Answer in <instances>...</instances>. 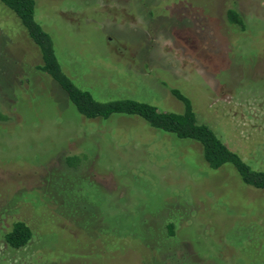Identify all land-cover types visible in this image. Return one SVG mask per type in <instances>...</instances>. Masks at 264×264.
<instances>
[{"label":"rangeland","instance_id":"rangeland-1","mask_svg":"<svg viewBox=\"0 0 264 264\" xmlns=\"http://www.w3.org/2000/svg\"><path fill=\"white\" fill-rule=\"evenodd\" d=\"M35 1L79 87L182 113L178 90L264 170V0ZM41 64L0 1V264H264V190L139 117L85 118Z\"/></svg>","mask_w":264,"mask_h":264},{"label":"trees","instance_id":"trees-1","mask_svg":"<svg viewBox=\"0 0 264 264\" xmlns=\"http://www.w3.org/2000/svg\"><path fill=\"white\" fill-rule=\"evenodd\" d=\"M0 1L18 17L28 37L38 48L42 64L37 66V70L48 75L66 93L80 115L87 119L102 120L118 115L139 117L150 127L162 133L199 143L203 157L211 169L218 170L225 165H231L245 185L256 190H264V170L254 169L238 153L232 151L210 125L200 122L193 103L188 97L178 90L172 91L184 104L182 113L164 112L150 103L131 98L97 100L90 91L79 87L64 72L51 33L46 31L37 19L36 1ZM228 16L232 23L242 26V21L235 11H229ZM167 233L170 237L175 235L174 225H168ZM33 234L32 228L26 222L17 221L4 238L11 248L21 249L30 243Z\"/></svg>","mask_w":264,"mask_h":264}]
</instances>
